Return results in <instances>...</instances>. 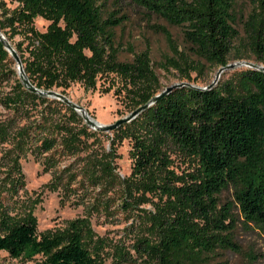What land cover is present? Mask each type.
Listing matches in <instances>:
<instances>
[{
	"label": "trees",
	"instance_id": "1",
	"mask_svg": "<svg viewBox=\"0 0 264 264\" xmlns=\"http://www.w3.org/2000/svg\"><path fill=\"white\" fill-rule=\"evenodd\" d=\"M11 1L16 6L0 13V33L37 90L64 95L78 84L83 91H94L98 80L111 76L115 82L103 92L118 83L113 95L122 94L130 111L160 91L146 49L131 51L129 62L118 58L114 30L122 25L123 16L116 17L114 11L104 14L95 0ZM235 1L129 3L146 17L181 30L183 50L164 28L156 27L171 53L164 60L166 67L189 84L188 72L203 70L197 60L220 68L229 61L251 59L264 67V0H249L245 17L236 16ZM35 19L47 22L43 32L34 28ZM238 24L241 33L235 29ZM7 80L13 85L0 98V106L13 116L0 119V252L10 259L38 258L36 264H104L107 258L110 264H207L216 250L238 252L237 224L243 229L264 228V72L247 68L234 81L218 82L204 91L174 88L110 132V148L125 139L131 142L132 166L128 177L118 181L117 206L122 213L137 211V221L130 233L131 245L113 244L108 252L88 217L37 233L33 205L18 201L23 188L20 156L36 143L34 148L42 154L73 155L96 132H89L63 103L28 92L0 43V81ZM28 106L62 109L65 114L48 119L41 114L32 123L19 124ZM113 156L109 150L87 158L88 182L107 186L117 181ZM174 159L184 167L179 172L172 169ZM42 160L49 167L52 156ZM58 184L55 177L46 186L55 189ZM227 190L232 200L221 203L220 195ZM144 204L151 209H140Z\"/></svg>",
	"mask_w": 264,
	"mask_h": 264
},
{
	"label": "rangeland",
	"instance_id": "2",
	"mask_svg": "<svg viewBox=\"0 0 264 264\" xmlns=\"http://www.w3.org/2000/svg\"><path fill=\"white\" fill-rule=\"evenodd\" d=\"M95 1L104 14L114 11L116 17H124L122 25L114 30V42L120 49L118 55L120 61L129 62L132 58L131 51L138 53L146 49L160 91L172 85L187 83L176 70L166 67L164 60L170 58L171 53L163 35L156 27L164 28L170 34L173 44L179 50H183L179 28L169 26L155 17H146L142 11L133 7L129 0ZM15 6L16 4L11 0H0V13L3 9L11 10ZM234 9L237 17H245L250 10L249 0H236ZM46 25L47 22L41 19L33 21L34 28L39 32H43ZM235 29L241 33L239 24L235 26ZM15 41H17L16 37L13 39V42ZM189 60L195 61L192 57ZM197 63L203 66V70L188 72L191 81L189 84L197 87L209 85L214 80L219 68L208 67L199 60ZM228 64H236V66L224 71L217 83L227 80L234 81L240 71L247 69L245 65H258L251 59L229 61ZM111 78L110 76L98 80L94 91H83L78 84H73L65 91L64 96L73 104L84 109L88 116L97 123L111 125L131 112L122 94L120 96L113 95L118 83H115V87L108 93L103 92L112 84V81L115 82V79L111 80ZM12 85V80L0 81V98L9 94ZM41 114L48 119L52 116L62 118L65 113L62 109L46 110L41 106L33 109L28 106L25 107L22 118H19L18 122L19 124L32 123L40 118ZM11 116H13L11 110H4L0 106V119ZM88 131L96 132V134L94 137L85 139L83 149L76 154L59 155L52 151L42 154L34 148L35 145H39L36 143L23 156H20L18 162L23 176V188L18 191L17 198L18 201L33 205L32 215L36 221L37 233L62 229L67 221L86 216L89 218L91 229L95 235L106 241L105 251L108 252V246L113 244L123 245L127 248L132 243V234L130 233L133 231V223L135 224L137 221L135 214L137 211L122 213L117 205L121 197L118 181L128 177L132 166L128 155L131 142L125 139L110 148L108 140L111 138L110 132L100 133L90 128ZM3 147L8 148V145H3ZM57 148L54 150L57 151ZM109 150H112L114 154L111 166L117 181L107 186L103 183L94 185L88 182L86 178L87 158ZM47 155L52 156L49 167L42 164L43 157ZM183 168L180 161L173 160L172 169L175 172H179ZM55 177L58 178V186L55 189L47 187L46 185ZM231 200V190L221 193V203ZM105 205L107 209L103 210ZM139 208L151 209L149 204L141 205ZM234 238L238 246L237 253L216 250L207 264H264V228L257 229L250 225L248 229H243L240 224H237ZM37 262L38 258L30 262L13 260L6 253L0 252V264H36ZM104 264H110V260L107 258Z\"/></svg>",
	"mask_w": 264,
	"mask_h": 264
},
{
	"label": "water",
	"instance_id": "3",
	"mask_svg": "<svg viewBox=\"0 0 264 264\" xmlns=\"http://www.w3.org/2000/svg\"><path fill=\"white\" fill-rule=\"evenodd\" d=\"M0 43L3 46V49L8 53L9 57L11 58V60L14 62V66H15V71H16V75L17 78L19 79V81L21 82V84L27 89L28 92L34 93L35 95H38L42 98H47L50 100H56L59 101L61 103H63L65 106L69 107L71 110H73L82 120L83 124L87 127L90 128L93 131H97L100 133H108L111 132L113 130H115L116 128H118L120 125L122 124H126L129 123L130 121H132L133 119H135V117L144 109L148 108L149 106H151L155 101H157L158 99H161L163 96L167 95L171 90H173L174 88H179L182 86L185 87H189V88H194L197 90H209L211 89L213 86L216 85L220 75L227 70L232 69L233 67L236 66V64H227L224 67H220L217 72L216 75L214 77V80L206 86L203 87H197V86H193L187 83H180V84H176V85H172L170 87L164 88L163 90L159 91L156 95H154L147 104L138 107L137 109L131 111L127 116L123 117L122 119L116 121L115 123L111 124V125H101L99 123H97L96 121H94L92 118H90L87 114V112L82 109L81 107L73 104L71 101H69L64 95L60 94L59 92L56 91H42V90H37L36 88H34L33 86H31L26 78V76L23 73V69H22V65L19 61V58L17 56V54L15 53L14 49L12 48L11 45H9V43L5 40L4 36L0 33ZM241 65H244L243 63H241ZM245 67L250 68V69H255V70H260L262 72H264V67L260 66V65H245Z\"/></svg>",
	"mask_w": 264,
	"mask_h": 264
}]
</instances>
